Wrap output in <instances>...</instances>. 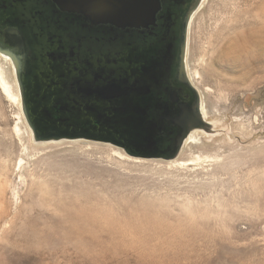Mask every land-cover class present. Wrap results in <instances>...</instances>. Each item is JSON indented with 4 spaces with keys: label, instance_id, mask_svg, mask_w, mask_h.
<instances>
[{
    "label": "rangeland",
    "instance_id": "1",
    "mask_svg": "<svg viewBox=\"0 0 264 264\" xmlns=\"http://www.w3.org/2000/svg\"><path fill=\"white\" fill-rule=\"evenodd\" d=\"M187 70L210 125L167 161L86 139L35 143L0 54V264H264V0H204ZM55 197L152 217L154 259L133 236L69 234L54 221Z\"/></svg>",
    "mask_w": 264,
    "mask_h": 264
},
{
    "label": "flooded vegetation",
    "instance_id": "2",
    "mask_svg": "<svg viewBox=\"0 0 264 264\" xmlns=\"http://www.w3.org/2000/svg\"><path fill=\"white\" fill-rule=\"evenodd\" d=\"M127 1L146 3V19L113 30L88 21L67 0H0V45L23 63L36 123L63 119L72 130L71 114L48 117L49 96L60 87L70 92L78 85L93 86V78L100 74L132 88L109 105L108 116L101 121L111 129L105 139L138 156L168 158L192 125L183 120L193 115L197 102L181 79L180 61L187 24L199 0ZM119 107L126 113L113 111ZM121 120L132 123L119 128L115 123ZM87 121L76 127L82 135L93 127L91 116Z\"/></svg>",
    "mask_w": 264,
    "mask_h": 264
},
{
    "label": "water",
    "instance_id": "3",
    "mask_svg": "<svg viewBox=\"0 0 264 264\" xmlns=\"http://www.w3.org/2000/svg\"><path fill=\"white\" fill-rule=\"evenodd\" d=\"M138 3V4H137ZM137 3L127 1V0H67L69 7L75 9V11L83 16L88 21L94 22L96 24L109 25L114 28L121 30L125 26L133 27L137 26L139 23H144L146 3L138 1ZM0 51L8 54L12 57L14 64L17 68V79L21 91V98L23 102V111L25 117L31 127L34 137L37 140H51V139H86L92 141H100L106 143H112L119 146L125 150L128 155L133 157H142L135 155L133 152L129 151L126 147L117 144L111 140H101L93 137H87L79 133V129L76 127H81L87 121L89 116L92 117L94 124H101V121L108 116L107 111L109 105L117 99H121L128 94V90L132 89L129 87H124L123 83L116 81L104 80L100 74H97L93 78V86L90 84L89 87L78 85L70 92L65 88H59L55 90L53 94L49 97V107L46 112L48 117L52 118L54 115L62 113L71 114L70 121L72 122V130L67 129L62 123L63 119L55 122H47L43 119V123H36L32 117L31 110L29 108L28 102V87H27V77L23 71V63L17 58V56L9 49L4 48L0 45ZM184 54H185V43L182 46V54L180 61V73L181 79L186 83L190 89L194 92L196 97V107L193 115L183 122L192 121V124L199 123V96L196 89L191 85L188 80L185 68H184ZM41 96V94H39ZM46 99V98H45ZM117 113H126L127 109L119 107L113 109ZM38 115L42 118V112L37 111ZM201 118V117H200ZM89 122V120L87 121ZM132 123L131 120L125 121L121 120L115 124L119 128H124L126 124ZM134 123V122H133ZM88 125V124H87ZM138 130V127L134 128ZM137 138V137H136ZM183 138V137H182ZM178 142L177 148L171 154L170 157L165 159L174 158L181 146V140ZM147 158V157H143Z\"/></svg>",
    "mask_w": 264,
    "mask_h": 264
},
{
    "label": "bare ground",
    "instance_id": "4",
    "mask_svg": "<svg viewBox=\"0 0 264 264\" xmlns=\"http://www.w3.org/2000/svg\"><path fill=\"white\" fill-rule=\"evenodd\" d=\"M203 1L204 0H199L197 7L194 9V11L190 15V18H189V21L187 24L186 41H185V54H184V68H185L186 76H187L188 80L190 81V83H191V80H190V76H189V73L187 70V50H188L189 27H190L191 20H192L193 16L200 9ZM0 54L2 56L6 57L7 59H10L14 64V61H13L11 56H9L8 54L1 52V51H0ZM14 69H15V73H16L17 68H16L15 64H14ZM16 75H17V73H16ZM191 85L193 86L192 83H191ZM196 91H197V89H196ZM199 102H200V100H199ZM199 115H200L199 116V123H197V124L195 123V124L190 125V127L184 133L183 138L181 140V146L178 150L177 155L172 159H167V161L176 160L180 156L181 152L183 151L186 143H193V144L200 143V138L196 137L195 134L198 132L205 134L206 129H208L207 123L210 125V123L206 119L207 114L204 113L203 106L201 105V103H199ZM34 139H35V137H34ZM81 140H84V139H75V140L51 139V140H43V141L35 139V143H37V144L59 143V142H63V141H81ZM107 144H109V143H107ZM116 155H118L119 157H121L123 159H126V158L130 159L119 151H116ZM74 158L75 159H73V160L78 159L77 157H74ZM58 159H63V157H59ZM178 165L180 167L182 166L180 164H178ZM47 202L49 205L54 204V207H53L54 210L62 216L61 221H59L58 219L54 220L57 223L56 225L61 226V227L66 226L67 232L71 235L77 236L78 238H83V237H86L87 235H93V233L97 232V233H101V234L102 233H106V234L108 233L111 235V237L120 236V238L121 237L123 238V237H127V236L128 237L133 236L136 238L134 245H136V247L138 246L139 248H143L142 250H144L141 255L150 256L152 254V252L155 250V247H151V246L149 247V245H150L149 243L159 235L160 230H159L158 226L155 224V220L152 217H149V216L137 217L134 215L128 216L126 218L114 217L111 213H108L107 211H105V209H102V210L97 209L98 206L93 205V203L81 202L78 199L67 200L65 198L55 197L54 199H51ZM46 216L49 217V215H46ZM115 216H117V215H115ZM167 231H169V230H167ZM101 234L99 236H102ZM109 236L107 235L108 238H109ZM94 238H96V241H99L97 239L98 237H93V239ZM119 239H118L117 246L118 245L120 246V244H121V239H120V244H119ZM111 240H112V238H111ZM116 240H117V238H116ZM116 240H114V242ZM129 242L131 243V241H129ZM102 243H103V241L101 242V244ZM123 243L125 244V242H123ZM123 243H122V245H123ZM114 244L116 245V242ZM126 244H128V242ZM97 245H99V243H97ZM134 245H132V247ZM104 248H106V246ZM120 248L123 249V247H121V246H120ZM126 248H128V246ZM95 249H96V247H95ZM124 249H125V246H124ZM128 249H130V248H128ZM138 250H139V252H141L140 249H138ZM130 251H131V249H130ZM128 252H129V250H128ZM137 253H138V251H137ZM138 255H140V254L138 253ZM152 259H154V258H152ZM41 260H44V259L41 258Z\"/></svg>",
    "mask_w": 264,
    "mask_h": 264
},
{
    "label": "trees",
    "instance_id": "5",
    "mask_svg": "<svg viewBox=\"0 0 264 264\" xmlns=\"http://www.w3.org/2000/svg\"><path fill=\"white\" fill-rule=\"evenodd\" d=\"M109 128H110L109 125L105 124V123H101V124H94L93 123V127L86 128L84 130V136L93 137V138L101 139V140H107V139H105L104 134L108 133V131L111 130ZM111 141L117 143L114 140H111ZM117 144H119V143H117Z\"/></svg>",
    "mask_w": 264,
    "mask_h": 264
}]
</instances>
